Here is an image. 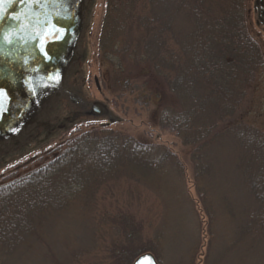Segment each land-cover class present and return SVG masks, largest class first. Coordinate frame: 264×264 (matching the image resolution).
<instances>
[{
	"label": "trees",
	"instance_id": "1",
	"mask_svg": "<svg viewBox=\"0 0 264 264\" xmlns=\"http://www.w3.org/2000/svg\"><path fill=\"white\" fill-rule=\"evenodd\" d=\"M247 1L107 0L98 42L107 75L120 91L139 93L141 103L157 99L160 128L193 148L192 185L199 198H192L184 164L169 147L108 127L92 128L34 169L0 183V264L37 249L63 212H94L102 188L122 179L158 191L183 188L185 199L203 204L212 223L209 188L217 178L212 150L223 136L239 141L236 165L257 207L238 204L232 194L224 197V208L241 221L238 234L258 235L260 223L264 231V131L242 120L243 103L264 63L247 24ZM133 228L140 231L141 224ZM164 232L136 245L130 232L119 261L132 263L150 252L163 264L155 253Z\"/></svg>",
	"mask_w": 264,
	"mask_h": 264
},
{
	"label": "rangeland",
	"instance_id": "2",
	"mask_svg": "<svg viewBox=\"0 0 264 264\" xmlns=\"http://www.w3.org/2000/svg\"><path fill=\"white\" fill-rule=\"evenodd\" d=\"M256 1L248 0L245 11L251 35L264 53V20ZM106 3L85 0L77 52L60 89L53 99L40 105L33 121L17 136L0 141V183L49 160L78 133L103 126L144 143L169 147L183 162L191 196L197 199L199 194L192 185L193 148L160 128L157 99L141 103L139 93L120 91L113 77L107 75V64L98 51ZM71 95L80 101L71 100ZM93 102L104 103L110 114L85 115ZM242 108L243 122L264 131V63ZM212 155L217 159V178L209 188L215 207L212 223L203 204L196 206L195 201L185 199L183 188L173 185L158 191L122 179L102 188L95 211L89 215L72 210L54 217L38 248L19 254L12 264H133L119 261L122 248L129 245L128 234L131 232L136 245L154 240L162 230V244L155 254L162 257L163 264H264V231L259 230L262 224L255 228L258 235L238 234L241 221L233 220L223 205L224 197L233 194L238 204L257 208L236 165L240 156L238 139L223 136L216 140ZM247 219L241 218L244 222ZM136 222L141 224L140 231L133 228Z\"/></svg>",
	"mask_w": 264,
	"mask_h": 264
},
{
	"label": "water",
	"instance_id": "3",
	"mask_svg": "<svg viewBox=\"0 0 264 264\" xmlns=\"http://www.w3.org/2000/svg\"><path fill=\"white\" fill-rule=\"evenodd\" d=\"M2 0L0 2V141L29 125L43 102L53 99L72 64L83 29L85 0ZM256 4L264 20V0ZM41 49H44L46 57ZM78 100L71 95V100ZM110 114L102 102L85 112ZM114 118L111 122H114ZM133 264H159L150 253Z\"/></svg>",
	"mask_w": 264,
	"mask_h": 264
},
{
	"label": "snow or ice",
	"instance_id": "4",
	"mask_svg": "<svg viewBox=\"0 0 264 264\" xmlns=\"http://www.w3.org/2000/svg\"><path fill=\"white\" fill-rule=\"evenodd\" d=\"M0 2H2V0H0ZM41 51L43 52V54L47 57L48 56V53L44 50V49H41ZM6 93L4 92L3 89H0V97H3L5 96ZM0 107H2V103H0Z\"/></svg>",
	"mask_w": 264,
	"mask_h": 264
},
{
	"label": "flooded vegetation",
	"instance_id": "5",
	"mask_svg": "<svg viewBox=\"0 0 264 264\" xmlns=\"http://www.w3.org/2000/svg\"><path fill=\"white\" fill-rule=\"evenodd\" d=\"M53 1H56V0H53ZM52 3H53V2H52V0H51V2L48 4L49 9L51 8L50 5H51Z\"/></svg>",
	"mask_w": 264,
	"mask_h": 264
}]
</instances>
